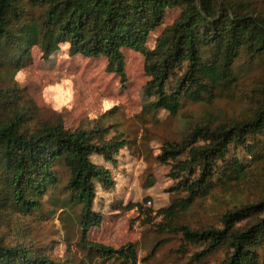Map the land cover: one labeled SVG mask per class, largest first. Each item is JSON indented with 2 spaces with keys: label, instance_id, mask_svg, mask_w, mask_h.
Returning <instances> with one entry per match:
<instances>
[{
  "label": "trees",
  "instance_id": "obj_1",
  "mask_svg": "<svg viewBox=\"0 0 264 264\" xmlns=\"http://www.w3.org/2000/svg\"><path fill=\"white\" fill-rule=\"evenodd\" d=\"M253 1L0 0V81L3 76L13 81L33 47L48 57L61 44H68L71 54L107 59L108 71L124 85L123 51L132 50L143 54L149 78L145 92L153 100L144 110H164L175 117L186 101L212 103L229 95L240 84L235 65L243 54L264 57V12L253 7ZM172 9L180 10L179 17L148 50L151 34ZM259 92L260 101L248 119L220 124L207 121L196 125L181 142H167L161 148L160 162H175L173 179L179 180L178 188L188 189L190 197L205 195L215 174L228 181L247 178L238 157H227L231 147L236 154L240 147H250V139L264 135V83ZM21 100L15 82L0 87V210L23 216L42 214L48 196L53 199L52 212L78 207V226L88 254L134 264V244L114 249L87 240L88 233L104 222V213L97 208L99 194L116 186L111 169L95 158L116 165L120 152L129 147L125 135L112 133L113 126L103 118L76 130L67 129L61 117L35 123L36 108L21 105ZM182 156L186 158L180 161ZM60 192L66 194L64 199L56 198ZM133 209L143 211L139 203L125 207ZM159 214L164 223L158 228L182 235L180 250L187 243L205 244L196 258L227 246L230 253L223 264L261 262L264 196L227 210L221 218L222 228L175 227L173 207ZM245 221L250 222L240 229L238 225ZM0 264L53 261L27 243L10 244L1 236Z\"/></svg>",
  "mask_w": 264,
  "mask_h": 264
},
{
  "label": "rangeland",
  "instance_id": "obj_2",
  "mask_svg": "<svg viewBox=\"0 0 264 264\" xmlns=\"http://www.w3.org/2000/svg\"><path fill=\"white\" fill-rule=\"evenodd\" d=\"M253 7L264 12V0H254ZM179 15V9L167 12L163 25L151 34L148 50L154 48L162 31ZM123 54L127 75L124 85L115 73L108 71L105 58L71 54L68 44H61L45 57L36 46L13 81L3 76L0 87L16 83L21 105L31 104L36 108L35 123L54 122L61 117L67 129L76 130L103 118L113 126L112 133L120 132L129 141V147L117 157L116 165L95 158L96 163L111 169L116 186L99 194L97 208L103 211L104 222L88 233V241L114 249L132 243L137 250L134 264L139 260L143 264H223L230 253L227 246L203 258L194 257L205 249L203 243H187L180 250L184 244L182 235L158 228L164 223L159 210L173 207L177 213L175 227L222 228L221 218L227 210L264 196V135L250 139V147H240L236 154L230 148L227 158L231 160L236 155L247 178L228 181L215 174L211 188L203 196L190 197L186 187L178 188L179 180L173 179L175 162L163 164L159 156L163 145L181 142L196 125L248 119L260 101L264 57L243 54L235 65L241 75L240 84L229 95L218 97L212 103L186 101L178 115L172 117L164 110H144L153 100L145 92L149 78L144 70V56L132 50H124ZM185 158L182 156L179 160ZM63 178L64 185L65 174ZM65 196L60 192L56 198ZM49 197L42 214L23 216L0 210V237L10 244L31 245L33 251L48 256L53 264H121L89 255L78 226L79 208L52 212L53 199ZM136 203L142 206V212L125 210ZM249 222H242L238 227L241 229ZM260 264H264V253Z\"/></svg>",
  "mask_w": 264,
  "mask_h": 264
},
{
  "label": "built area",
  "instance_id": "obj_3",
  "mask_svg": "<svg viewBox=\"0 0 264 264\" xmlns=\"http://www.w3.org/2000/svg\"><path fill=\"white\" fill-rule=\"evenodd\" d=\"M137 264H143L140 260L137 262Z\"/></svg>",
  "mask_w": 264,
  "mask_h": 264
}]
</instances>
